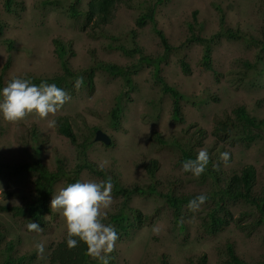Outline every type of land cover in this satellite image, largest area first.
I'll list each match as a JSON object with an SVG mask.
<instances>
[{"label":"rangeland","instance_id":"obj_1","mask_svg":"<svg viewBox=\"0 0 264 264\" xmlns=\"http://www.w3.org/2000/svg\"><path fill=\"white\" fill-rule=\"evenodd\" d=\"M13 1L17 4H12L8 11L4 0H0L2 87L17 75L51 77L61 73L54 39L61 40L72 52L68 59L70 68L83 73L89 70L92 60L118 66L138 62L139 53L128 56L120 48H135L142 55L160 58L157 74L155 66L142 64L131 75L130 85L121 77L95 69L92 85L73 86V92H67L69 100L55 116L49 117L55 120L66 117L77 143L82 142L81 133L92 128L108 135L109 144L93 141L86 151L88 160L97 167L104 164L102 171L106 178L110 177L126 189H146L151 181L144 165L154 159L159 164L155 173L158 192L172 190L176 194L209 195L212 191L222 192L232 174L252 166L255 180L251 195L256 197L262 191L264 50L256 40L261 39L264 26V0H162L158 3L157 0H120L109 22L97 26V34L82 30L68 17L67 5L73 0ZM89 1L79 0L78 8H86ZM150 6L155 7V26L174 47V52L165 59H162L164 49L153 24L148 22L142 28L136 25L139 14ZM190 27L196 35L209 40L212 70L200 64L205 45L188 42ZM227 29L244 39L227 37L223 34ZM249 37L255 40L248 42ZM7 42H11V49H7ZM182 54L189 73H184L178 63ZM8 58L9 64L4 69ZM159 78L182 95L178 121L172 118L173 99L163 92ZM118 99L121 112L116 126L110 122L109 111ZM238 106L263 122L261 129L255 131L258 136L249 142L233 140L229 133L227 136L221 132L222 135L216 137L214 131L219 129V121L234 119L233 111ZM185 130L194 138L193 153L207 149L216 159L212 174L204 172L198 178L193 177L177 163L180 146L174 141L181 139ZM155 133L163 143L157 142ZM33 145L39 146L40 159L49 168L55 165L56 152L66 159V169L75 168V148L56 127H49L47 120L36 115L19 122L0 118V204L13 203L5 198L4 190L25 193L26 184L34 173H15L12 168L32 161L28 149ZM224 151L230 153L227 162L220 159ZM220 173L217 182L211 178ZM78 177L80 182L104 180L87 169H82ZM67 184L65 177L54 183L49 204ZM112 197L109 215L103 222L116 228L119 239L109 254V264H195L202 253L207 255L208 264H222L227 243L245 261L264 259V225L259 224L252 205L243 198L225 200L232 219L226 227L211 234L204 225L212 209L210 203H204L197 211L183 208L176 220L166 208L160 207V201L157 203L153 194L130 191L115 195L112 190ZM121 208L127 218L117 223L111 217ZM130 209H137L146 216L142 225H137ZM215 212L222 215L220 210L215 209ZM31 221L35 220L0 212V264L9 243L12 249L8 254L16 260L14 264H53L50 253L66 232L63 217L51 208L44 212L37 221L41 232L27 229ZM37 243L45 244L43 254L37 253ZM18 257L23 259L17 263ZM88 261L101 264L90 256Z\"/></svg>","mask_w":264,"mask_h":264},{"label":"trees","instance_id":"obj_2","mask_svg":"<svg viewBox=\"0 0 264 264\" xmlns=\"http://www.w3.org/2000/svg\"><path fill=\"white\" fill-rule=\"evenodd\" d=\"M120 0H90L87 4V7L84 9H79V0H73L69 5H67V13L68 17L72 20V22H76L79 27L84 31H90L91 33L97 34V26L103 25L104 22H109V20L113 17V11L115 5ZM162 0H157V3ZM15 2L13 0H4V7L6 10H10L12 4ZM17 4V3H15ZM220 12V9L217 8ZM155 7L150 6L144 12L140 13L136 19V25L138 27H144L148 22L153 24V30L156 35L159 37L161 45L164 49V54L162 59H165L171 52H174V47L170 45L163 34V32L155 26ZM195 14V13H194ZM220 25L223 28V17L220 18ZM1 31V28H0ZM223 31V30H222ZM190 37L188 42L194 41L197 43H203L205 45L203 50V55L200 61V64L207 70H212V62H211V50L209 45V40L204 39L196 35L192 28L190 27ZM227 37H239L240 35L230 29L223 31ZM213 37V36H212ZM241 39H244L243 36H240ZM211 39V38H210ZM255 40L253 37H249L247 39ZM257 45L260 46L261 49L264 50V26L261 32V39L256 40ZM55 53L59 60V66L61 68V73L55 74L51 77H36V76H28L25 78H30L34 84L39 85L42 81L47 83H55L58 87L63 88L66 92H73L72 87L74 86V82L77 78L83 79L82 87L92 85V76L95 69H100L105 73L115 76L121 77L126 82V85L131 84V75L137 72L139 67L142 64L153 65L155 66V74L158 73V61L160 58H152L147 55H142L138 49H125L120 48L124 54L130 56L134 53H139L140 57L138 58V62L134 65L128 66H118L108 62H97L92 60L89 64L87 72L75 71L69 66V55H72L65 43H63L59 39L53 40ZM7 49H11V42H7ZM10 57V56H8ZM10 58H8L6 64L4 65V69L7 68L9 64ZM179 65L184 73H189V65L185 60L184 54L179 57ZM215 76L218 75L216 71L213 72ZM162 90L164 93H169L173 99V109H172V118L174 121H178L180 118V108H179V98L182 95L175 90L173 87L167 85L161 78H159ZM0 88H2V74L0 75ZM114 107L109 111V118L112 125H118L120 123V100H117ZM234 119L232 120H222L219 121V129H215L214 135L221 136L222 133L228 136V133L231 134L233 140H241L247 141L256 138L257 132L256 130H260L262 121H257L254 117L250 116L243 106H238L233 111ZM56 130L59 134L63 135L75 148L76 156H75V168H71V171L66 169V159L60 153H55L54 162L55 165L53 168H49L45 165L40 159V148L38 145H33L29 147L28 151L31 152L32 161L26 164H19L12 168V172L22 173L24 171H31L34 173L31 179L27 182L25 189V193L22 194V191L17 192L15 190H4L3 195L6 199L12 200L13 203L0 204V212L10 213L13 217L16 218H26L30 220H35L36 222L41 217L44 212L50 211V196L53 191L54 183L57 182L62 177L66 178L67 183H74L79 181V172L82 169H87L89 172H92L98 176H102L106 179V175L102 170H99L98 167L88 160L86 157V151L89 146L95 141L94 136L96 129L92 128L87 132L82 134V142L77 143L76 134L74 133L69 121L66 117H58L56 119ZM222 132V133H221ZM185 135L181 139H176L174 143L180 146V156L177 159L178 164H182L188 159H195L196 153H193L192 145L194 143V138L192 135L188 133L187 130L184 131ZM157 142L163 143V140L157 133ZM165 143V142H164ZM157 160H150L144 165V169L146 170L148 177L151 181V184L146 189H142L140 187L123 188L119 186V184L115 181H112L113 185V193L115 195H119L132 192H140L142 194H153L157 203L160 201V207L166 208L173 217L178 220L179 216L182 213L183 208H188L187 204L189 200L195 198L200 194H176L175 192H158L155 188L156 180L155 173L158 169ZM216 165V159L212 158L209 155V164L205 170L206 174H212L213 168ZM1 174V169H0ZM221 177V173L218 175H214L211 178L217 182V180ZM255 180V170L252 166H245L240 171L232 174L228 180L227 187L222 191H212L207 196V200L205 203H210L212 206L211 211H209L208 221L204 223L205 229H207L211 234L221 230L226 227L232 216L230 212L225 207V200L230 199L234 200L237 198H243L249 204L252 205L253 211L255 213V218L259 222V224L264 225V188L262 191L256 196L253 197L251 195V189L253 182ZM124 203V202H123ZM215 209L220 210L222 215H219L215 212ZM132 212V218L137 221V225H142L144 223L145 217L141 212L137 209H130ZM127 218L126 213L123 208L120 211L113 215L111 219L117 223L125 221ZM147 219V218H146ZM4 229V228H3ZM0 233V240H1ZM65 238V236H64ZM64 238L62 241L57 243L55 248L52 249L50 253V261L53 264H89L87 254L86 245L83 242H80L76 248L69 249L64 242ZM12 249V245L9 243L7 245V252L5 250V255L3 258L2 264H14L15 259H13L9 254V250ZM225 256L222 264H264V259L259 261H245L243 258H240L233 246L229 243L225 246ZM23 257H18L17 263L20 262ZM195 264H208V258L205 253L200 254Z\"/></svg>","mask_w":264,"mask_h":264},{"label":"clouds","instance_id":"obj_3","mask_svg":"<svg viewBox=\"0 0 264 264\" xmlns=\"http://www.w3.org/2000/svg\"><path fill=\"white\" fill-rule=\"evenodd\" d=\"M82 84L83 79L77 78L74 87L79 88ZM69 98L68 93L55 83L42 81L37 85L30 78L13 76L0 88V118L8 122H19L29 115H36L47 120L49 127H55L56 120L49 117L55 116ZM229 158V152L220 153L222 161L227 162ZM208 164L209 152L201 149L195 159L182 163V169L198 178ZM98 167L103 170L104 164ZM206 200L207 196L200 194L189 200L187 207L190 211H197ZM112 201L110 177L99 181L68 183L58 190L50 201V208L63 217L66 230L64 242L69 249L83 242L91 258L98 259L101 264H109V254L114 251L119 239L116 228L103 222L109 215ZM27 229L42 231L41 225L35 221L28 223ZM44 249V243L36 244L37 253L43 254Z\"/></svg>","mask_w":264,"mask_h":264},{"label":"water","instance_id":"obj_4","mask_svg":"<svg viewBox=\"0 0 264 264\" xmlns=\"http://www.w3.org/2000/svg\"><path fill=\"white\" fill-rule=\"evenodd\" d=\"M94 139L96 141H101V142H103L105 144H109L110 143V138L108 137V135L105 132H103L102 130H100V129L96 130Z\"/></svg>","mask_w":264,"mask_h":264}]
</instances>
